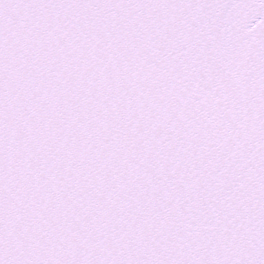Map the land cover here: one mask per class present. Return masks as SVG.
I'll return each instance as SVG.
<instances>
[{
  "label": "snow or ice",
  "instance_id": "snow-or-ice-1",
  "mask_svg": "<svg viewBox=\"0 0 264 264\" xmlns=\"http://www.w3.org/2000/svg\"><path fill=\"white\" fill-rule=\"evenodd\" d=\"M0 264H264V0H0Z\"/></svg>",
  "mask_w": 264,
  "mask_h": 264
}]
</instances>
